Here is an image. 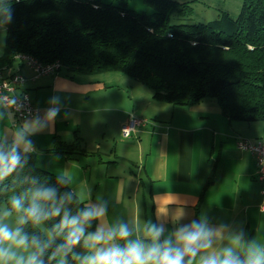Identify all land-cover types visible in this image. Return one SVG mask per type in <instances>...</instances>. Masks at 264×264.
<instances>
[{
	"label": "trees",
	"instance_id": "16d2710c",
	"mask_svg": "<svg viewBox=\"0 0 264 264\" xmlns=\"http://www.w3.org/2000/svg\"><path fill=\"white\" fill-rule=\"evenodd\" d=\"M144 1L152 12L136 11L128 0H10L13 20L6 27L0 67L12 65L19 53H29L45 62L59 59L71 73L117 70L150 87L157 99L193 104L213 96L230 120L264 121V0H243L236 18L223 12L206 23L172 22L174 14L179 18L192 14L189 2ZM79 141V137L72 143L58 139L50 150L71 157L83 152ZM24 159L23 167L0 181V205L10 207L16 196L27 206L41 186L55 188L58 198L72 193L71 201L64 204L70 215L92 205L73 190L67 175L39 166L36 152ZM59 176L68 183H58ZM62 216L63 210L61 216H49L41 223L53 238L40 224L23 225L30 239L51 241L42 257L44 264H58V256L50 257L65 239L55 229ZM97 228L98 221L93 220L86 235ZM87 253L82 240L66 262L79 264L76 256Z\"/></svg>",
	"mask_w": 264,
	"mask_h": 264
},
{
	"label": "crops",
	"instance_id": "0c3cea01",
	"mask_svg": "<svg viewBox=\"0 0 264 264\" xmlns=\"http://www.w3.org/2000/svg\"><path fill=\"white\" fill-rule=\"evenodd\" d=\"M10 66L12 70L20 68L27 76L23 87L41 114L52 95L61 96L64 110L70 115L65 118L62 110L52 131H44L32 139L38 165L67 175L79 196L78 191H83L85 196H80L82 199H90L92 205L101 204L93 191L102 187L114 189L112 182H119L120 168L125 166L121 161L130 159L133 147L137 151L142 161L140 171H144L147 177L150 203L149 210L144 204L143 215H135L143 227V232L137 231L139 225L135 224V238L143 236L149 222L164 224L165 235H170L179 225L195 219L199 206V219L206 220L210 227L227 226L216 247L232 242L240 231L245 235L240 243L241 250L246 249L251 241L264 244V211L260 208L264 196L262 182L257 177V159L238 145L239 137L264 141L261 121L230 120L219 114L214 117L192 113L178 116L173 109L169 120L156 119L154 123L139 125L130 136L137 138L136 142L124 141L121 145L110 146L112 137L107 132L110 126H104L110 117L108 113H116L115 120L118 119L116 123L121 129L128 117L140 108L130 95L134 105L130 113V90L126 96L123 87L108 84L98 77L100 75L71 73L64 69L33 79L32 70L19 61ZM115 102L119 104L115 106ZM0 111L5 109L0 108ZM211 112L219 111L216 108ZM25 119L31 118H20L14 111H6L4 118L0 119V145L6 138L11 140ZM78 137L83 152L70 157L50 150L58 139L72 143ZM111 166L116 170H110ZM126 181L129 186L144 183L130 171L126 173ZM130 197L127 193L123 201L131 200ZM111 219L125 221L122 214L113 213L112 217L107 212L106 217L98 221V227L112 225ZM127 221L130 223L129 219Z\"/></svg>",
	"mask_w": 264,
	"mask_h": 264
},
{
	"label": "clouds",
	"instance_id": "9594fccd",
	"mask_svg": "<svg viewBox=\"0 0 264 264\" xmlns=\"http://www.w3.org/2000/svg\"><path fill=\"white\" fill-rule=\"evenodd\" d=\"M13 20L10 0H0V30H5ZM28 101L27 96L13 93L0 95V119L6 111L20 112ZM43 113L25 119L9 141L0 145V181L11 176L26 163L24 157L36 151L32 136L44 131H52L56 118L64 110V102L59 95H52ZM70 113L64 110L67 118ZM58 183L67 184L68 179L58 177ZM33 184L36 181L33 180ZM72 193L58 198L53 187H36L25 206L20 197L10 199V208L0 210V264H44L42 257L51 241L42 242L33 236L31 239L23 231V225H39L49 216H63L55 229L65 235L64 242L58 244L51 259L60 257L58 264H66V257L84 241L88 253L76 256L79 264H264V244L251 241L241 250L240 243L245 239L243 231L233 237V241L223 247H216L227 226L210 227L206 220L193 219L179 225L170 235H165L164 224L149 222L142 237H133V229L128 223L118 222L107 227H98L87 233L93 220H103L108 212L107 201L93 204L70 215L64 204L71 201ZM13 212L18 214L16 226L7 223ZM23 253H27L24 255Z\"/></svg>",
	"mask_w": 264,
	"mask_h": 264
},
{
	"label": "rangeland",
	"instance_id": "374dc122",
	"mask_svg": "<svg viewBox=\"0 0 264 264\" xmlns=\"http://www.w3.org/2000/svg\"><path fill=\"white\" fill-rule=\"evenodd\" d=\"M102 2H117V0H100ZM180 1H186L189 2L190 6L192 7V14L189 17L186 18H179L176 14L172 16V22H186V23H199V22H209L211 20H214L219 17V15L223 12L229 13L232 17L236 18L243 6V0H180ZM128 6L136 11L139 12H152V8L149 4H147L144 0H128ZM7 43V32L5 30H0V55L5 50ZM15 61H18L17 59ZM66 67L63 66V68L60 70H64ZM66 70V69H65ZM95 75L98 76L101 79H104L108 81V84H119L120 87H123V92L125 95H132L135 99V101L138 102L137 106L140 107L138 111H135V115L146 118L150 123H154L158 119L159 121H166L165 119H170V115L173 113V109L177 111L178 116H181L183 114L189 115L188 113H192L194 115H202V114H209L210 116L214 117V115H222L225 116V114L222 111V108L216 99V97L208 96L203 98L202 100L193 103V104H173L164 100H160L154 97L153 90L148 87L147 85L143 84L140 80L131 77L127 74H123L120 71L117 70H110L105 72L96 73ZM113 88H115L113 86ZM131 93V94H130ZM130 98V97H129ZM126 99V98H125ZM127 100V99H126ZM132 100V101H131ZM134 101V103H135ZM121 102V101H120ZM129 102V100H127ZM160 103V104H159ZM119 103L115 102V106H117ZM130 106V113L133 112V99L130 98L129 102ZM216 108H218L217 113H212L211 111H215ZM129 112V110H128ZM133 113V114H134ZM110 115L107 123L104 124V126H110L107 132H109V136L112 137L111 145L115 146L117 143H122L124 141L126 142H136L137 138H124L121 129H118L116 113H108ZM160 117H158V116ZM263 125V137H264V121H261ZM142 137V134H141ZM121 145V144H120ZM134 148V147H133ZM130 149L129 158L128 160L121 161L124 167H121L120 169V180L119 182L113 181L112 184H114V189L105 190V187H102L100 190L93 191L97 198L100 200L101 204L107 201L108 206V212L113 217V213H119L122 214L125 217V221H119L128 223V219L130 221L129 227L133 229V237L136 236L135 231V224L139 225V227H136L137 231L140 229V232H143L142 222L141 220L137 222V219H135V215L139 213L140 215H143L144 213V207L146 203V208L149 210V203L150 199L148 196V188L146 184V174L144 171H140V168L142 166L141 160L138 157L137 151H134V149ZM116 170L115 167L111 166L110 170ZM106 169V168H103ZM130 171L133 176L138 175V179H142L144 181L143 184L140 186H136L132 183V185L129 186V184L126 181V173ZM80 196L82 198L85 196L83 194V191H78ZM129 193L131 195L130 199H125L123 201L124 195ZM88 202L92 203L90 199H87ZM5 208H10L5 203L0 205V210H3ZM18 214L16 212H13V215L9 217L7 223L11 227L16 226V220H17ZM129 217V218H128ZM139 219V218H138ZM112 225L118 223L113 221L111 219ZM137 222V223H136ZM40 226L46 231L47 236L49 238H53L54 234L47 230L43 224L40 223ZM104 227V226H102ZM24 255H27V253H23ZM59 257V256H58ZM60 259V257H59ZM67 264V262H66Z\"/></svg>",
	"mask_w": 264,
	"mask_h": 264
},
{
	"label": "built area",
	"instance_id": "2783aa9c",
	"mask_svg": "<svg viewBox=\"0 0 264 264\" xmlns=\"http://www.w3.org/2000/svg\"><path fill=\"white\" fill-rule=\"evenodd\" d=\"M16 59L19 63L32 70L33 79L42 75L56 74L63 68V64L59 59L45 62L29 53H19L16 55ZM26 79L20 68L12 70L10 65L0 67V95L11 96L13 93H19L21 96L28 97L25 107L20 112H15L20 118H31L32 114L39 112V109L33 105L28 92L21 87ZM148 122L146 118L131 114L122 124L121 133L123 137H130L135 133L139 125H144ZM238 145L241 149L250 151L256 156L258 163L257 177L262 182L261 192L264 196V141L239 137ZM260 208L264 211V198Z\"/></svg>",
	"mask_w": 264,
	"mask_h": 264
}]
</instances>
